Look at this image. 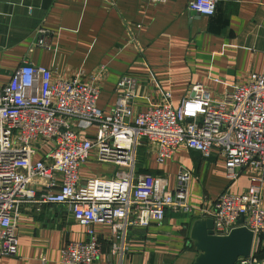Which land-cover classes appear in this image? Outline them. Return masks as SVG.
I'll return each mask as SVG.
<instances>
[{"label":"built area","instance_id":"obj_1","mask_svg":"<svg viewBox=\"0 0 264 264\" xmlns=\"http://www.w3.org/2000/svg\"><path fill=\"white\" fill-rule=\"evenodd\" d=\"M216 7L217 0L188 3L190 11L207 17ZM47 34L45 28L36 30L38 46H45ZM24 63L0 85V256L17 254V219L23 209L40 212L45 206L65 205L84 226L85 239L64 244L58 264L95 263L102 252L95 223L110 226L115 241L111 253L122 255L129 230L161 223L166 211L211 218L216 235L228 234L242 218L241 226L254 234L253 248L236 264L259 263L255 253L264 243V71L221 97L194 84L177 106L165 92L161 102L139 112L132 105L134 80L125 75L116 83L114 107L105 112L96 106L100 90L95 76L88 83L81 72L55 78L46 67ZM93 127V136H85ZM145 142L153 146L158 163L172 158L179 146L205 158L215 151L230 186L245 169L259 176L246 191L234 194L229 186L209 208L199 209L187 197L190 170L180 167L173 190L165 177L137 172L138 151ZM91 155L115 165V174L81 177L80 168ZM35 179L45 184L33 185Z\"/></svg>","mask_w":264,"mask_h":264},{"label":"crops","instance_id":"obj_2","mask_svg":"<svg viewBox=\"0 0 264 264\" xmlns=\"http://www.w3.org/2000/svg\"><path fill=\"white\" fill-rule=\"evenodd\" d=\"M189 1L0 0V85L24 62L50 69L55 78L81 72L85 83L96 77V106L106 112L114 107L117 81L128 75L135 83L133 110L139 112L161 102L165 92L177 106L194 84L221 97L264 71V0H217L215 14L208 17L190 11ZM38 28L48 31L44 47L36 44ZM94 131L84 135L91 137ZM87 162L99 164L97 170L90 171ZM87 162L79 171L83 178L110 177L117 170L93 155ZM180 167L191 171L187 197L199 209L209 208L230 186L224 161L215 151L205 158L179 146L172 158L158 163L151 144L139 148L137 172L165 177L171 190L178 188ZM258 176L245 169L230 192L246 191ZM35 184L45 181L35 179ZM196 218L194 213L166 211L161 223L130 229L122 255L111 253L115 241L110 226L95 223L102 252L94 264H192L196 252L188 235ZM17 235V254L0 256V264H58L61 247L84 240L85 228L65 205L45 206L40 212L25 208L17 219ZM263 247L255 253L262 264Z\"/></svg>","mask_w":264,"mask_h":264},{"label":"water","instance_id":"obj_3","mask_svg":"<svg viewBox=\"0 0 264 264\" xmlns=\"http://www.w3.org/2000/svg\"><path fill=\"white\" fill-rule=\"evenodd\" d=\"M241 224L242 218L228 234L216 235L211 218L199 217L193 220L188 235V245L196 252L192 264H236L238 258L249 257L254 234Z\"/></svg>","mask_w":264,"mask_h":264},{"label":"rangeland","instance_id":"obj_4","mask_svg":"<svg viewBox=\"0 0 264 264\" xmlns=\"http://www.w3.org/2000/svg\"><path fill=\"white\" fill-rule=\"evenodd\" d=\"M87 164L89 165V169H90V171H95V170H97V167L99 166V164H97V163H93V162H87Z\"/></svg>","mask_w":264,"mask_h":264},{"label":"trees","instance_id":"obj_5","mask_svg":"<svg viewBox=\"0 0 264 264\" xmlns=\"http://www.w3.org/2000/svg\"><path fill=\"white\" fill-rule=\"evenodd\" d=\"M260 252H264V247L262 249H260Z\"/></svg>","mask_w":264,"mask_h":264}]
</instances>
